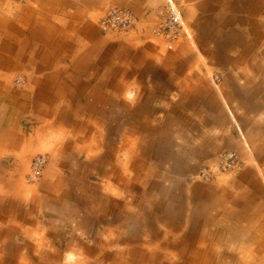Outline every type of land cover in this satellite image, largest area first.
Instances as JSON below:
<instances>
[{
    "label": "crops",
    "instance_id": "1",
    "mask_svg": "<svg viewBox=\"0 0 264 264\" xmlns=\"http://www.w3.org/2000/svg\"><path fill=\"white\" fill-rule=\"evenodd\" d=\"M172 1L167 50V0H0V264H264V0ZM110 6L141 30L100 37Z\"/></svg>",
    "mask_w": 264,
    "mask_h": 264
},
{
    "label": "built area",
    "instance_id": "2",
    "mask_svg": "<svg viewBox=\"0 0 264 264\" xmlns=\"http://www.w3.org/2000/svg\"><path fill=\"white\" fill-rule=\"evenodd\" d=\"M138 21L129 9L110 6L97 20V27L102 35L120 36L133 29L141 30L138 26ZM150 33L153 38L161 40L167 50H171L177 39L185 33L180 11L171 0H167L164 15L150 28ZM146 37L142 32L141 38L145 39ZM15 82L16 85L24 83L22 78H17ZM45 163L46 156L43 153L34 154L29 161L28 171L25 176L26 181H36L40 177ZM241 165L242 162L237 153L233 150L225 149L218 153L213 162L199 165L196 171L188 176L187 180L214 182L222 173L239 170Z\"/></svg>",
    "mask_w": 264,
    "mask_h": 264
},
{
    "label": "rangeland",
    "instance_id": "3",
    "mask_svg": "<svg viewBox=\"0 0 264 264\" xmlns=\"http://www.w3.org/2000/svg\"><path fill=\"white\" fill-rule=\"evenodd\" d=\"M172 1V0H171ZM173 2V1H172ZM173 4H175L176 6H180L181 4H178V2H173ZM178 8V7H177ZM179 9V8H178ZM183 29L185 30L186 28H184V26H183ZM188 31V30H187ZM100 34V33H99ZM120 36H123V35H120ZM100 37H102V38H104V39H107V40H113V39H117L116 37H118V35H102V34H100ZM181 37H183V38H185L186 40L189 38L188 37V34H187V32H186V30H185V33H183V35L181 36ZM153 39V38H152ZM154 39H156V38H154ZM156 41H158V42H161V40H159V39H156ZM156 41H149V42H156ZM17 78H22L23 79V81L25 80V78H24V76L22 75V74H15V75H12V82L14 83V84H16V82H15V80L17 79ZM213 78V77H212ZM214 79V78H213ZM236 128V127H235ZM237 128H239L238 126H237ZM118 134V137H119V141L121 142L122 140H123V136L121 135V133H117ZM114 141H116V139L114 140ZM119 146V145H118ZM117 149H118V147H117ZM117 149H116V151H117ZM115 151V152H116ZM40 153H43V152H40ZM34 155V154H33ZM32 155V156H33ZM44 155L46 156V160H47V154L46 153H44ZM122 157H128V158H130L129 156H127L126 154H123L122 152L121 153H117L116 152V155L114 156V158H117V163L119 164V166H121L122 164L121 163H123L122 162V160H124V161H127V159L126 158H122ZM131 160V159H130ZM242 162V161H241ZM29 165V164H28ZM114 169V168H113ZM28 171V167H27V170L25 171V173ZM114 171L116 172V170L114 169ZM25 173H24V175H25ZM42 173H43V171H42ZM42 173H41V175H40V177L36 180V181H33V182H28V181H25L26 179H25V177H24V175H21V177H20V181H24V184L26 185V186H36L37 184H38V182H39V180H40V178H41V176H42ZM128 177H132V174L130 173L129 174V176ZM220 177V176H219ZM91 178V179H90ZM89 179H90V181L91 180H93V181H97V180H99L100 181V179H97L96 177H90ZM219 179V178H218ZM218 179L216 180V181H214V182H206V183H216L217 181H218ZM28 182V183H27ZM203 182V181H202ZM135 183V182H134ZM133 183V184H134ZM80 223L81 222H83L84 221V217H82V218H79V220H78ZM256 224V223H255ZM97 228L98 229H100V227H98L97 226ZM79 230H80V228H79ZM80 232H81V230H80ZM82 243H84L83 241H82ZM85 245H87L86 243H84ZM240 245L241 244H234V248H232V249H229V253H235V252H237L238 250H239V247H240ZM90 246V245H89ZM78 247V246H77ZM113 247H111V246H108V250H110V249H112ZM238 248V249H237ZM61 250H62V254H66L67 252V249L65 248V247H61ZM224 250H226L227 251V249H225L224 248ZM76 259H80V260H83V256H80V257H78V258H76ZM75 259V260H76ZM256 264L258 263L257 261L255 262Z\"/></svg>",
    "mask_w": 264,
    "mask_h": 264
},
{
    "label": "bare ground",
    "instance_id": "4",
    "mask_svg": "<svg viewBox=\"0 0 264 264\" xmlns=\"http://www.w3.org/2000/svg\"><path fill=\"white\" fill-rule=\"evenodd\" d=\"M205 257V256H204ZM242 257V256H241ZM206 258V257H205ZM216 260H214V262H215ZM202 262V261H201ZM206 262V261H205ZM201 264V263H200ZM204 264V263H203ZM206 264V263H205ZM216 264V263H215Z\"/></svg>",
    "mask_w": 264,
    "mask_h": 264
}]
</instances>
